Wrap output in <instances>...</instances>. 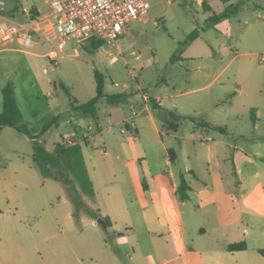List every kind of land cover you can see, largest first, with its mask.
I'll return each mask as SVG.
<instances>
[{"label":"crops","instance_id":"crops-1","mask_svg":"<svg viewBox=\"0 0 264 264\" xmlns=\"http://www.w3.org/2000/svg\"><path fill=\"white\" fill-rule=\"evenodd\" d=\"M221 1L217 12L201 2L204 24L227 4L240 7L219 21L224 23L221 26L200 25L199 35L189 42L194 50L188 47L179 57L180 62L195 59L194 85L174 83V93L148 95L161 98L154 101L185 117L176 132L164 128L168 143L149 103L131 89L126 91L131 94L130 108L143 111L135 120V135L102 136L100 148L84 138L88 152L81 154L93 187V196L86 200L109 220L110 226L103 228L111 235L103 234L96 219L82 215L77 225L82 237L72 252L76 255L80 249L86 262L76 255L70 264H264L259 251L264 249V0ZM39 8L13 4L4 12L10 20L26 22ZM48 48L43 41L28 48L0 44V90L13 80L18 108L34 136L42 128L39 117L56 115L45 103L54 94L38 80V63L42 72L48 67ZM225 58L224 63L214 64ZM173 97L176 100L165 107L163 99ZM120 105L109 111H123ZM93 120L104 127L98 115L88 118L86 127ZM199 120L222 129L200 127ZM63 122L59 116L55 143L62 134L74 131L69 126L75 116L68 113ZM211 130L219 135L210 136ZM205 136L211 140H203ZM168 148L174 149V162ZM180 174L190 186L185 201L176 196ZM198 236L206 237L204 244ZM239 241L246 242L245 250H226L229 243ZM8 249L11 256L0 254V264H38V243L17 241Z\"/></svg>","mask_w":264,"mask_h":264},{"label":"rangeland","instance_id":"rangeland-1","mask_svg":"<svg viewBox=\"0 0 264 264\" xmlns=\"http://www.w3.org/2000/svg\"><path fill=\"white\" fill-rule=\"evenodd\" d=\"M202 1L207 2L215 12L223 5L221 0H149V19L129 23L127 32L117 42H105L93 50L88 43L72 40L62 50L55 69L46 67L48 71L43 73L41 63H38V80L54 94L53 97L45 99V103L52 113L60 116L61 123H64L68 113L75 116V123L69 128L82 138V152H88L84 138L91 145L96 143L100 148L102 136H124L120 134L119 127L122 125V118L129 117L131 112V97L120 105L123 109L121 112L109 111L116 105L100 100L97 104V115L103 126L112 125V131L93 134L86 131L88 118L70 111L69 103L72 98L85 102L95 95L94 70L101 74L106 94L123 92L121 87L113 85L114 82L128 83L129 89L136 94L137 87H140L149 96L165 94L166 91L174 93V83L190 82L194 85L192 65L195 59L180 62L179 59L170 61V58L178 49V44L194 28L204 24ZM0 3L3 8L13 4L25 8L34 5L43 8L46 0H0ZM216 24L221 26L224 23ZM188 47L191 51L195 48L188 43L184 49ZM225 61L226 58L214 64L219 65ZM44 63H47L46 58ZM49 79L55 81V87L48 82ZM61 83L66 86L69 94L60 86ZM175 100L176 97L164 98L162 102L168 108ZM47 118L45 114L38 119L43 122ZM158 126L164 142L168 143L164 128L160 124ZM56 132L57 128L51 127L42 135L48 150L54 148ZM209 135L216 138L219 132L211 130ZM134 140L137 141V136ZM14 148L18 150L21 158H18ZM31 154V144L24 135L11 127L3 131L0 136V254L11 256L8 247L12 242L28 245L35 242L38 243V264H70L69 259L76 255H79L78 259L86 262L80 249L76 255L72 252V246H76L81 239L82 231L72 221V205L66 186L60 181L43 178L32 167ZM158 159L156 155V161ZM3 160H7L5 165ZM82 215L87 216L84 213ZM100 228L103 234L111 235V230ZM205 238L198 236L197 241L204 244Z\"/></svg>","mask_w":264,"mask_h":264},{"label":"trees","instance_id":"trees-1","mask_svg":"<svg viewBox=\"0 0 264 264\" xmlns=\"http://www.w3.org/2000/svg\"><path fill=\"white\" fill-rule=\"evenodd\" d=\"M240 7L239 3L227 4L220 13L212 12L206 19L208 25L213 26L215 23L227 19L234 15ZM208 11L209 8H206ZM199 35L198 27L194 28L186 37V39L178 44V49L170 58V61L179 59L184 46L194 40ZM102 40H88L89 48L95 50L102 46ZM95 95L85 102L77 101L72 98L69 105L70 111L83 115L88 118H97V104L100 100H105L108 104L118 105L125 102L130 96V93L123 91L122 93L106 94L103 89V80L101 74L94 70ZM54 86L56 85L53 82ZM60 86L69 94L66 86L61 83ZM2 100V109L0 111V132L3 127H11L18 133L24 135L31 144L32 149V167L36 169L43 178L53 179L62 182L67 188V195L71 202V217L76 225L80 224L82 214L91 217L92 219L102 218L107 226H110L109 220L102 217L99 210L91 207L86 198L93 196L92 182L89 179L84 168L83 158L81 154V146L74 145L70 147H61L59 143L54 144L52 151L45 147L44 141L41 139L46 131L51 127H57L59 116L53 115L42 122V128L37 136L30 133L28 125L24 120L16 101L14 94V84L12 79H8L0 90ZM149 105L152 108L155 117L161 127L167 128L172 132H176L180 122L185 119L184 116L178 115L168 109L158 105L154 99L149 100ZM197 125L208 129L222 128L210 126L204 120H199ZM168 155L172 162L175 161V153L173 148L167 149ZM190 186L188 185L183 174L179 175L178 185L176 188V196L178 200L185 201L189 198ZM247 247L245 241L229 243L226 250L240 251ZM264 255V249L259 250Z\"/></svg>","mask_w":264,"mask_h":264},{"label":"built area","instance_id":"built-area-1","mask_svg":"<svg viewBox=\"0 0 264 264\" xmlns=\"http://www.w3.org/2000/svg\"><path fill=\"white\" fill-rule=\"evenodd\" d=\"M149 0H46V5L38 9V14L26 22H17L6 17L0 3V44L17 43L22 48H28L39 41L46 42L49 48L46 52L48 67L55 69L66 44L72 40L84 43L90 39L102 40L104 43H115L127 32L131 22H143L150 10ZM48 71L43 69V73ZM135 76V74H133ZM114 86L123 91L129 90L126 82H114ZM137 92L145 103L150 97L140 87ZM160 101L161 98H154ZM142 110L132 108L119 127V132L135 135V119ZM95 126V128L93 127ZM112 130V125L100 127L96 120L88 124L86 131ZM200 138L202 136L198 135ZM82 138L74 132L64 133L59 137L61 147L78 145ZM203 140L209 141L205 136Z\"/></svg>","mask_w":264,"mask_h":264},{"label":"water","instance_id":"water-1","mask_svg":"<svg viewBox=\"0 0 264 264\" xmlns=\"http://www.w3.org/2000/svg\"><path fill=\"white\" fill-rule=\"evenodd\" d=\"M96 222L99 223L102 227L106 228L107 224L102 218H96Z\"/></svg>","mask_w":264,"mask_h":264}]
</instances>
